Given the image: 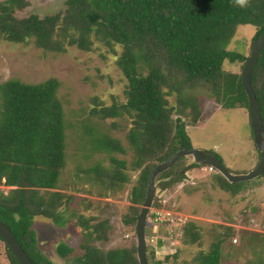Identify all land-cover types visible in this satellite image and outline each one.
<instances>
[{
  "label": "trees",
  "instance_id": "trees-1",
  "mask_svg": "<svg viewBox=\"0 0 264 264\" xmlns=\"http://www.w3.org/2000/svg\"><path fill=\"white\" fill-rule=\"evenodd\" d=\"M28 5V0L0 1V37L4 41L34 43L55 53L74 46L91 51L93 40L110 48H123L117 65L128 80L127 103L97 113L106 120L120 118L124 113L132 121L127 136L134 152L131 167L142 173L130 192L132 206L123 224L136 229L153 170L178 152L193 149L188 128L202 123L204 116L192 91L203 88L223 108L237 105L249 111L243 87L249 56L229 51L228 47L240 27L252 26L256 30L252 52L254 43L264 35V0H246L245 7L234 0H69L63 13L20 19L17 11ZM227 62L242 64V73H227ZM252 84L264 123V50ZM59 87L56 79L35 85L18 80L0 84V186L16 188L10 195L0 194V220L35 264H56L39 246L36 219H47L58 228L71 222L69 210H63L67 201L63 192H52L58 188L67 161L65 113L57 97ZM174 97L176 105L171 103ZM89 130L97 135L99 149L111 154L126 153L121 142L108 133L102 135L95 127ZM111 163L114 168L110 170L101 165L90 170L110 194L129 182L127 161L112 158ZM181 163L160 176L170 179L163 189L186 177V173L179 175ZM199 166L194 164L190 169ZM217 179L226 191L244 185L231 184L221 174ZM79 215L84 253L73 257V248L61 243L57 253L63 260L69 264H140L136 245L127 249L103 248L110 240L109 218L97 223L95 216ZM184 233L188 243L200 241L201 230L194 223L187 224ZM224 241L218 239L209 251L200 250L187 264H221ZM0 264H21L1 236Z\"/></svg>",
  "mask_w": 264,
  "mask_h": 264
},
{
  "label": "rangeland",
  "instance_id": "rangeland-1",
  "mask_svg": "<svg viewBox=\"0 0 264 264\" xmlns=\"http://www.w3.org/2000/svg\"><path fill=\"white\" fill-rule=\"evenodd\" d=\"M68 1L28 0V7L17 11V16L20 19L54 16L66 11ZM255 35L252 26L240 27L228 50L250 57ZM93 42L91 51L74 46L55 53L46 52L34 43L14 44L0 37V84L9 80L30 85L51 79L60 82L57 97L65 113L67 161L58 188L52 192H63L67 199L63 210H69L71 226L60 229L47 219H36L39 246L56 264H69L57 253L61 243L73 248V257L84 253L85 238L77 223L79 214L86 218L95 216L97 223L110 219V240L103 248L116 250L138 245L136 229L123 224L132 206L130 192L138 185L142 173L131 167L134 152L127 136L132 121L124 113L120 118L107 120L97 113L127 103L128 80L117 65L123 48ZM242 67L225 64L230 74L240 75ZM192 93L199 99L204 116L202 123L188 128L193 149L217 154L233 174L247 175L255 170L261 156L253 139L249 111L237 105L225 109L203 88ZM171 103L176 105L177 98H172ZM94 127L102 135L106 132L119 140L126 153L111 154L99 149V143H95L97 135L89 130ZM112 158L127 161L125 173L129 182L122 190L110 194L90 170L98 165L114 168ZM180 162V169L188 170L182 181L163 189L162 185L170 179H157L156 199L146 227L149 264H187L200 250L209 251L221 238L225 239L221 264H264V178L226 191L217 179L219 172L212 173L207 166L190 169L195 164L192 158ZM15 189L3 184L0 194L10 195ZM189 223L201 230L196 244L185 239L184 228Z\"/></svg>",
  "mask_w": 264,
  "mask_h": 264
},
{
  "label": "water",
  "instance_id": "water-1",
  "mask_svg": "<svg viewBox=\"0 0 264 264\" xmlns=\"http://www.w3.org/2000/svg\"><path fill=\"white\" fill-rule=\"evenodd\" d=\"M263 50L264 35L254 43L251 56L249 57L243 72V87L249 99V116L254 138L258 149L261 152V160L258 167L247 175H236L228 170L217 154L196 149L182 150L175 154L170 160L161 163L156 169L153 170L149 178L146 200L136 226L138 259L140 264H149L147 256L146 227L149 215L156 199L157 179L162 174L175 167L180 161L187 158H192L195 164L214 168L229 183L235 185L254 181L264 176V123L262 118L261 104L257 98V95L255 94L252 84L255 69L259 63V59ZM187 171L188 170L185 169L181 171L179 175H183ZM0 236L6 241L21 264H35L25 252L11 229L1 220Z\"/></svg>",
  "mask_w": 264,
  "mask_h": 264
},
{
  "label": "clouds",
  "instance_id": "clouds-1",
  "mask_svg": "<svg viewBox=\"0 0 264 264\" xmlns=\"http://www.w3.org/2000/svg\"><path fill=\"white\" fill-rule=\"evenodd\" d=\"M234 3L240 7L246 6V0H234Z\"/></svg>",
  "mask_w": 264,
  "mask_h": 264
},
{
  "label": "built area",
  "instance_id": "built-area-1",
  "mask_svg": "<svg viewBox=\"0 0 264 264\" xmlns=\"http://www.w3.org/2000/svg\"><path fill=\"white\" fill-rule=\"evenodd\" d=\"M209 169H210V171L213 173V172H215L216 170L214 169V168H212V167H208ZM158 215H160V214H158Z\"/></svg>",
  "mask_w": 264,
  "mask_h": 264
},
{
  "label": "crops",
  "instance_id": "crops-1",
  "mask_svg": "<svg viewBox=\"0 0 264 264\" xmlns=\"http://www.w3.org/2000/svg\"><path fill=\"white\" fill-rule=\"evenodd\" d=\"M71 226V222L69 224H67V227ZM65 227V228H67ZM58 228V227H57ZM65 228H60V229H65ZM58 248V247H57ZM57 250V249H56ZM59 255V254H58ZM61 257V256H60Z\"/></svg>",
  "mask_w": 264,
  "mask_h": 264
}]
</instances>
